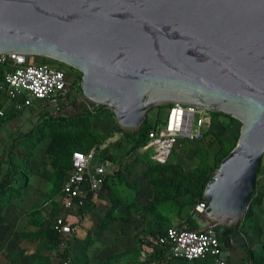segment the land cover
<instances>
[{"label": "water", "instance_id": "1", "mask_svg": "<svg viewBox=\"0 0 264 264\" xmlns=\"http://www.w3.org/2000/svg\"><path fill=\"white\" fill-rule=\"evenodd\" d=\"M0 52L75 67L85 96L125 128L164 102L238 119L236 145L203 188V228L246 246L239 225L264 154V0H0ZM192 115L183 131L172 123L185 112L171 114L161 133L188 135Z\"/></svg>", "mask_w": 264, "mask_h": 264}, {"label": "rangeland", "instance_id": "2", "mask_svg": "<svg viewBox=\"0 0 264 264\" xmlns=\"http://www.w3.org/2000/svg\"><path fill=\"white\" fill-rule=\"evenodd\" d=\"M37 60H46L53 64L59 62V65L67 69L73 90L80 99V111L85 110L82 108L85 94L81 88V72L75 67L51 58L38 57ZM90 101L91 109L89 110L92 111L83 115H79L80 111H78L68 114L69 117L66 119H57L55 116L59 115L46 112L27 115V111H24L25 117H21L19 113L16 114L21 118L22 123L16 124L15 122L12 125L2 123L0 148L4 142L13 141L14 145L8 158L9 165L2 163V172H5L9 166L15 181L11 183L6 194L0 195V223L4 220L5 210L10 201L19 197L31 179L44 180L49 187L46 206L48 210L44 218L39 221L41 223L36 230L38 236L42 235L53 217L61 212L59 191L61 183L68 174L69 158L73 150H84L99 145L103 148L107 146L115 156L125 154L127 157L135 154L137 157L124 164L123 172L109 176L111 190L105 197L97 200L92 208L90 213H92L93 222L90 225L94 227L83 238L80 247H86L87 242L92 239V243L93 241L101 242L100 248H107L108 244L102 241L107 237L101 234L105 227L104 223L107 219L121 215L123 218L126 217L125 224L133 232L130 231L127 236L120 237L122 238L120 240L117 237L113 238L112 245L114 248H131L129 250L131 252L127 253L124 261L118 262L116 259H111L112 261L108 260L107 264H139L137 257L143 250L142 239L148 231L161 230L173 224L187 227L186 219L190 216L196 219L198 227L201 228L206 223L203 219L210 218L207 211L204 215L194 211L195 204L200 201L198 192L203 193L205 184L218 170L221 159L236 145L241 122L231 115L206 110L204 114L209 123L204 128V133L207 140H183L162 164L167 168L165 170L156 169L158 170L157 177L148 179L144 176L147 167L160 164H150L142 146L127 153L128 145L124 143L120 132V130L139 129L122 127L107 104H95L92 100ZM172 103L164 102L152 106L144 120L150 122L151 125L163 124V119ZM97 106L101 107L97 108ZM51 116L54 117L51 118ZM16 134L24 136L14 139ZM1 156L2 151L0 150V161L3 160ZM262 168H264V154L256 174ZM208 178L210 179L205 183ZM114 187L122 188L126 194L120 195ZM136 189L141 191L142 201L133 197ZM41 208H45V205ZM39 213L31 212L29 219L36 222L38 217L41 218ZM35 224L37 226L38 221ZM80 258L83 257L80 256ZM182 263L196 264L198 262L182 261Z\"/></svg>", "mask_w": 264, "mask_h": 264}, {"label": "built area", "instance_id": "3", "mask_svg": "<svg viewBox=\"0 0 264 264\" xmlns=\"http://www.w3.org/2000/svg\"><path fill=\"white\" fill-rule=\"evenodd\" d=\"M38 57L41 56L0 52V88L3 94L0 117L15 116L31 106L51 115H68L81 110L80 99L73 90L67 69L59 65V62L53 64L46 60L39 61ZM90 103L89 98L84 95L82 108L91 109ZM178 111L185 112L184 124L173 121L172 125L183 126V131H186L189 113H193L188 135L161 133V130L169 128L170 115H176ZM205 111L206 109L194 105L173 102L164 123H156L146 133V140L142 145L146 157L156 163H165L173 149L183 140H207L204 128L209 120ZM97 151L93 146L87 151L73 150L71 153L70 168L61 185V212L51 221L52 229L64 238L57 244L61 250L62 244L72 236L73 219L82 217L87 211L86 205L95 203L99 198L109 176L122 169L121 163L99 159ZM195 210L200 214L204 213V202L198 201ZM142 246L143 250L137 257L140 262H146L155 247H159L161 256L158 264H168L174 259L191 262L207 258H211L214 264H225V260L220 257L222 244L219 234L213 228H189L173 224L154 239L144 237ZM61 253L56 264H71V259ZM244 264L254 263L248 260Z\"/></svg>", "mask_w": 264, "mask_h": 264}, {"label": "crops", "instance_id": "4", "mask_svg": "<svg viewBox=\"0 0 264 264\" xmlns=\"http://www.w3.org/2000/svg\"><path fill=\"white\" fill-rule=\"evenodd\" d=\"M2 79V66L0 64V83ZM3 102V94L0 88V105ZM27 115H34L38 111L35 106L29 107L27 110ZM24 111L19 114L23 117ZM168 112H166V119ZM26 115V116H27ZM25 117V116H24ZM162 120V121H163ZM22 123L21 118L17 115L11 116V119L6 121V124L12 125L13 123ZM135 154L124 157L121 160L123 172L124 164L128 161H132ZM146 157V156H145ZM120 171V173H121ZM64 181V180H63ZM107 187L104 186L100 192L99 199L105 197L107 193L111 190L109 178L106 181ZM62 185V183H61ZM48 185L44 180L31 179L25 187L19 197L13 198L5 210L4 220L0 223V264H56L57 257L63 251L65 254L69 255L71 258L79 261L80 256L84 258V261L80 263L86 264H107V261L111 259H116L118 262L124 261L125 257L131 248H114L112 245L113 238L127 236L130 231L133 232L125 224L126 217L123 218L121 215L107 219L104 223V229L101 234L106 235V239L102 240L108 244L107 248H100V241H88L86 247L81 248L80 244L83 242V238L86 237L88 231H92L93 227L90 225L93 220L90 212L92 208L96 205L88 208L78 219H73V233L68 241L62 244V250L59 249L57 245H50L48 239L45 235V230L42 235H37L36 230L46 212L48 210L47 198L49 195ZM115 188V187H114ZM138 188V186L136 187ZM117 189V188H115ZM255 197L249 201L248 208L251 211V217L242 225L243 219L240 222L239 229L247 244L251 246H264V168L258 171L256 174L255 182ZM120 195H125L122 188L117 189ZM141 190V188H140ZM141 192V191H140ZM138 189L134 190L133 197L142 201L141 193ZM59 203L61 202V186L59 191ZM147 200V199H146ZM45 205V208L41 206ZM31 212H40L41 218L34 221L29 219V214ZM38 225L36 226L35 223ZM207 223L203 224V228ZM140 228V227H139ZM117 239V240H118ZM90 242V244H89ZM89 244V245H88ZM99 247H98V246ZM64 248V249H63ZM225 261H229V264H244L245 254L241 246H234L227 242L224 244L222 242V253L220 255ZM79 263V262H78ZM109 263V262H108ZM169 264H183L181 260H171ZM196 264H214L212 259L205 261H200Z\"/></svg>", "mask_w": 264, "mask_h": 264}, {"label": "trees", "instance_id": "5", "mask_svg": "<svg viewBox=\"0 0 264 264\" xmlns=\"http://www.w3.org/2000/svg\"><path fill=\"white\" fill-rule=\"evenodd\" d=\"M99 107H101V106H97V108H99ZM91 111L92 110H89L88 108H85V110L80 111L79 115H83L85 113H90ZM53 117L51 116V118H53ZM68 117L69 116H67V115L55 116V118H57V119L58 118L66 119ZM9 119H11V116L0 117V127H1L3 122L8 121ZM152 127H154V125H151L150 122H148L147 120H144V122L141 125V128L139 130H133V131H129V130L122 131V130H120V132L122 133V137H123L122 139L124 140V143H126V145H128L127 153H130L131 151H134L137 147L142 146L145 143L146 133ZM22 136H24V135L16 134L14 139L20 138ZM94 146L98 150L97 151V157L99 159H110V160H112L115 163H120L121 160L124 157H126L125 154L121 155V156L120 155L115 156L113 152L109 151L107 146H105L104 148L99 146V145H94ZM13 147H14V145H13V141H12V142H9V143L4 142L3 146L0 148V150L2 151L1 158H3V160L1 159V161H0V195L6 194V192L9 191V189L11 187L10 186L11 183L13 181H15V180H13V175L11 173V169H10L9 166L6 169L5 172H2V163L5 162V164L9 165L8 158H9V156L12 153ZM91 147H93V146H91ZM91 147H88V148L84 149L83 151H87ZM75 150H82V149H75ZM145 156H146V154H145ZM146 159H147V161L150 164H158V165L160 164L159 166L151 165L150 167H147L144 176L147 177L148 179L152 178V177H157L158 170H156V169L165 170L167 168L165 166L164 167L162 166V164H164V163L153 162V161L149 160L147 157H146ZM69 168H70V158H69ZM118 173H120V172H118ZM209 179L210 178H208L205 181V183ZM106 183H108V182H105L104 186L107 187ZM255 196L256 195H255V189H254L253 192H251V194H250V201ZM198 199L201 202H204V197H203L202 191L198 192ZM5 201H7V199ZM93 205H94V203L87 204L86 205L87 210H88V208H90ZM194 211L196 213H198L196 210H194ZM250 215H251L250 208H247V211H246V213L244 215V219H243L242 225H244L246 223V221H248V219H250V217H251ZM186 224H187V227H189V228H199L198 224H197V221H196V219L193 216H190V217H188L186 219ZM71 226L73 227V225H71ZM166 227H168V226H165L161 230L155 229V230H152V231H148L147 235L144 236V237L154 239L158 234L163 233L164 230L166 229ZM72 233H73V228H72ZM45 235H46V237L48 239L49 244L53 245V246L57 245L61 240L64 239L63 237H61L58 233H56L52 229L51 223L45 229ZM69 239H70V236H69V238L66 241H68ZM219 239H220V237H219ZM220 242L222 244L221 240H220ZM242 249H243V252L245 254L244 261L251 260L254 264H264V246L263 245H261V246H251L249 244H246V246L242 247ZM61 254H64V255L68 256L71 259V264H82V263H80V261L81 260L84 261L83 260L84 258H82V259L80 258L79 261L75 260L74 258H71L69 255L65 254V252H62ZM160 256H161V249L159 247H155L154 252L149 256L148 260L146 262H140L139 261V264H158V260H159ZM209 259H211V258H207V259H204V260L201 259V260L207 262V260H209ZM201 260H194V261H191V262H200ZM225 264H229V261H225Z\"/></svg>", "mask_w": 264, "mask_h": 264}]
</instances>
